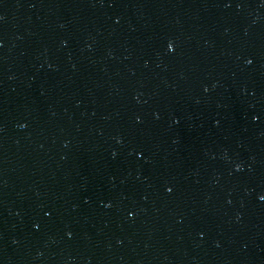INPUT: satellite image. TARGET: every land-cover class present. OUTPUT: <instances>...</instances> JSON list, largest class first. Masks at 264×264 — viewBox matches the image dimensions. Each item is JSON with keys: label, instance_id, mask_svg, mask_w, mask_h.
Masks as SVG:
<instances>
[{"label": "water", "instance_id": "obj_1", "mask_svg": "<svg viewBox=\"0 0 264 264\" xmlns=\"http://www.w3.org/2000/svg\"><path fill=\"white\" fill-rule=\"evenodd\" d=\"M0 211L22 264H264V0H0Z\"/></svg>", "mask_w": 264, "mask_h": 264}, {"label": "snow or ice", "instance_id": "obj_2", "mask_svg": "<svg viewBox=\"0 0 264 264\" xmlns=\"http://www.w3.org/2000/svg\"><path fill=\"white\" fill-rule=\"evenodd\" d=\"M167 47L169 50H173V48H174V46L171 42L168 43ZM248 63H251V61L249 60ZM168 191H171V189H168Z\"/></svg>", "mask_w": 264, "mask_h": 264}]
</instances>
